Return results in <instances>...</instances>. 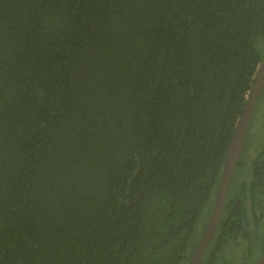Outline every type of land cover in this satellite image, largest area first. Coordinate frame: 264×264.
<instances>
[{
  "label": "trees",
  "instance_id": "obj_1",
  "mask_svg": "<svg viewBox=\"0 0 264 264\" xmlns=\"http://www.w3.org/2000/svg\"><path fill=\"white\" fill-rule=\"evenodd\" d=\"M259 40L264 0H0V264L186 262ZM244 185L201 264L254 239Z\"/></svg>",
  "mask_w": 264,
  "mask_h": 264
},
{
  "label": "flooded vegetation",
  "instance_id": "obj_2",
  "mask_svg": "<svg viewBox=\"0 0 264 264\" xmlns=\"http://www.w3.org/2000/svg\"><path fill=\"white\" fill-rule=\"evenodd\" d=\"M250 89L246 95V99L249 95ZM263 108H264V86H263V88H262V90H261V92L257 98V101L255 103L254 109L252 111V114H251V117L249 120V123L247 125V129H246V133H245V137H244V141H243V147H242L238 162H237V164L234 168V171L231 175V178L229 180V184L227 186L226 194H227L228 189L230 190L231 188L238 186L241 182H243V181L245 182V185H244L245 186V194L243 195L244 200H245L246 221H247L245 227L247 228V230H250V231L252 230V232L254 233L255 232V226L257 224H259L261 227L260 230L263 231V235H264V111H263ZM259 114L261 115V117L259 116ZM242 153H246L248 157L246 159H243ZM240 168H243L245 171L244 175L241 177H239L238 172H237V175H235L237 170L240 171ZM255 173H256V175H254L255 184L257 185V188H259V192H258V195L256 196V200L253 201L251 193H250L251 192L250 191V184H251V180H253V174H255ZM218 185H219V183H218ZM217 189H218V187H217ZM216 192H217V190H216ZM216 192H215V196H216ZM215 196H214V199H215ZM214 199H213V203H214ZM225 200H226V196H225ZM212 206H213V204H212ZM212 206H211V209H212ZM224 206H225V202H224ZM211 209H210V213H211ZM223 210H224V207H223ZM210 213H209V216H210ZM222 213H223V211H222ZM222 213H221V216H222ZM209 216L205 222V225L209 219ZM221 216H220V219H221ZM220 219L217 223L216 228L219 225ZM216 228H215V230H216ZM215 230H214V232H215ZM214 232H213V234H214ZM202 233H203V230H202ZM202 233H201V236H202ZM213 234H212V236H213ZM201 236H200V239H201ZM212 236H211V238H212ZM200 239H199V241H200ZM210 240H209V242H210ZM243 240L244 239L237 238L233 242L229 241V243L226 246L227 248L225 250H227L229 248L228 246H234L235 250L231 251V252H234V254H236V252H237V250H238V248L241 245ZM199 241H198V243H199ZM209 242L207 244V247L209 245ZM198 243H197V245H198ZM195 247H194V249H195ZM207 247H206V249H207ZM194 249H193V251H194ZM192 252L190 254H192ZM205 253H206V250H205L204 254ZM204 254H203V256H204ZM203 256L201 257L198 264H201ZM227 257L230 258V260L232 262L234 255L227 254ZM186 264H187V261H186Z\"/></svg>",
  "mask_w": 264,
  "mask_h": 264
},
{
  "label": "water",
  "instance_id": "obj_3",
  "mask_svg": "<svg viewBox=\"0 0 264 264\" xmlns=\"http://www.w3.org/2000/svg\"><path fill=\"white\" fill-rule=\"evenodd\" d=\"M263 86L264 62H260L255 71L249 95L243 106V111L235 124V129L228 146L224 168L219 181L218 189L216 192L209 219L203 229V233L198 245L195 247L192 254L187 256V264L199 263L220 219L224 207L227 186L229 184V180L234 171V168L238 162L243 147V141L247 125L249 123L255 103ZM252 264H264V248L262 252L258 255V257L252 262Z\"/></svg>",
  "mask_w": 264,
  "mask_h": 264
},
{
  "label": "rangeland",
  "instance_id": "obj_4",
  "mask_svg": "<svg viewBox=\"0 0 264 264\" xmlns=\"http://www.w3.org/2000/svg\"><path fill=\"white\" fill-rule=\"evenodd\" d=\"M260 41V40H259ZM257 42L258 48L261 51L262 60L261 62H264V43L263 42ZM262 110V109H261ZM264 111V108H263ZM262 111V112H263ZM261 117V115L259 114ZM248 156L246 153H242V158L246 159ZM237 172L239 173V177L243 176L245 171L243 168H240V171L237 170L235 175H237ZM234 175V176H235ZM205 216V213L203 217ZM202 223V222H201ZM260 225L257 224L255 226V235L254 239L250 242V246L247 247V239L243 240L241 245L239 246L236 254H234L235 247L234 246H228L229 248L226 250V253L234 255L232 264H252V262L258 257V255L262 252L263 249V241H262V234L263 231L260 230ZM227 248V247H226ZM228 251V252H227ZM238 256H243L241 258H237ZM182 264H186L185 261H183Z\"/></svg>",
  "mask_w": 264,
  "mask_h": 264
}]
</instances>
